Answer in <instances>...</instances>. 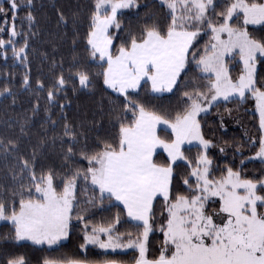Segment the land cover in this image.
I'll return each instance as SVG.
<instances>
[{"label":"snow or ice","instance_id":"1","mask_svg":"<svg viewBox=\"0 0 264 264\" xmlns=\"http://www.w3.org/2000/svg\"><path fill=\"white\" fill-rule=\"evenodd\" d=\"M148 7L89 0L83 32L78 13L57 9L85 55L73 56L67 75L61 63L50 84L37 79V88L54 104L69 85L92 91L102 81L114 131L89 142L64 117L58 165L43 163L39 146L24 154L19 137H0L11 176L0 185V221L9 226L0 239L57 251L78 228L76 255H46L39 264H264V0H158L159 11L137 28L123 22L125 10L139 18ZM34 8V0H0V57L7 65L11 51L28 90ZM2 78L0 96L14 103L15 73ZM177 93L175 108L154 103ZM228 104L251 105L257 134L247 138L251 156L237 144L240 164L221 167L211 150L225 154L228 141L206 136L202 114L224 107L231 116ZM246 160L260 162L258 173L247 174ZM97 208L109 215L94 219ZM0 264L31 261L5 247Z\"/></svg>","mask_w":264,"mask_h":264},{"label":"trees","instance_id":"2","mask_svg":"<svg viewBox=\"0 0 264 264\" xmlns=\"http://www.w3.org/2000/svg\"><path fill=\"white\" fill-rule=\"evenodd\" d=\"M140 3L142 5L147 4L149 7L140 10L139 18L134 15V9L125 10L126 14L122 17L123 22L125 24L130 23L133 28H137L143 23L146 13L159 11L156 7L158 0H140ZM34 4L33 13L36 16V24L32 31L36 35L30 34L27 50L32 81L31 90L22 86L21 82L25 69L18 62H15V66H13L11 51H8L7 65L0 57V86L3 84L2 73L5 71L15 73V79L12 82L15 102L13 103L12 96H0V137H19L20 150L24 154L30 155L33 148L39 146L42 162L58 165L60 163L59 135L63 131L64 117L77 130L82 131L89 142H93L97 136L107 137L110 132L114 131L115 113H112V106L108 100L111 93L104 91L102 81H97L96 87L92 91L73 92L72 86L69 85L66 94L58 93L57 101L54 104L47 101L46 90H38L35 83L37 79L44 81L45 84H50L54 74L60 72L61 63H63L64 72L67 75V69L73 56L83 57L85 55L81 43L73 44L74 29L71 24L65 27L58 23L57 9L63 11L68 17H71L73 13H78L81 20L80 31L83 32L87 26L86 17L89 0H34ZM18 27H20L19 22ZM23 30L28 31L27 22L23 24ZM179 100V93L175 95L166 94L162 100L154 101V103L165 108H175L179 105ZM37 104L39 105L38 112L33 115L32 109ZM227 107L232 109L231 116L225 112L224 107H220L219 110L213 108L208 114H202L205 116L202 124L206 136L221 145L225 140L228 141L225 154L219 153L217 149L211 150L216 163L221 167L227 162L239 165L243 156H251L252 151L247 145V138L257 134L250 104H228ZM246 109L248 110L246 111ZM221 115H223L225 122L223 129L219 127ZM49 117L56 121L55 126L49 121ZM25 121L27 123H24ZM21 124H24V134L20 131ZM54 137L56 138L55 142ZM42 139L44 143L40 145ZM237 144L244 145L242 148L243 156L237 154L234 157L233 153ZM196 150L193 147L190 154L194 156ZM245 165L248 175L258 173L261 167L258 160L252 162L246 160ZM6 180L10 183L11 176L7 174L4 161L0 158V185ZM85 198L83 195L81 196V199ZM115 211L112 209V213ZM90 212L95 213L94 219L96 220L109 215L108 212L101 211L99 208L91 209ZM8 231L9 226H6L5 223L0 224V236ZM79 237L80 233L77 228L72 237L64 242L57 251L32 245L13 248L10 242L2 239H0V249L7 247L22 252L31 261V264H39L46 255H76L79 252ZM93 251L95 252V250ZM123 259L130 261L131 254L124 256Z\"/></svg>","mask_w":264,"mask_h":264},{"label":"rangeland","instance_id":"3","mask_svg":"<svg viewBox=\"0 0 264 264\" xmlns=\"http://www.w3.org/2000/svg\"><path fill=\"white\" fill-rule=\"evenodd\" d=\"M5 222L0 221V224H4ZM66 242V241H65ZM64 243V242H63ZM40 247V246H37ZM45 248H47V246H44Z\"/></svg>","mask_w":264,"mask_h":264},{"label":"crops","instance_id":"4","mask_svg":"<svg viewBox=\"0 0 264 264\" xmlns=\"http://www.w3.org/2000/svg\"><path fill=\"white\" fill-rule=\"evenodd\" d=\"M166 95V94H165Z\"/></svg>","mask_w":264,"mask_h":264}]
</instances>
